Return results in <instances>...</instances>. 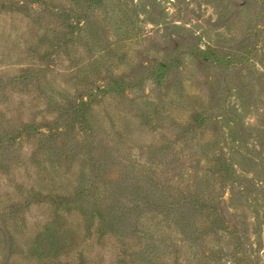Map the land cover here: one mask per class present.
Listing matches in <instances>:
<instances>
[{"label":"rangeland","instance_id":"rangeland-1","mask_svg":"<svg viewBox=\"0 0 264 264\" xmlns=\"http://www.w3.org/2000/svg\"><path fill=\"white\" fill-rule=\"evenodd\" d=\"M82 101L86 118L74 117ZM0 119V264H35L56 217L84 264H116L114 236L87 234L80 213L38 204L20 220L8 208L31 186H83L97 192L83 196L91 207L115 191L120 164L154 170L147 153L176 168L163 175L199 227L185 241L159 215L170 239L129 264H264V0H0ZM156 213L147 227L127 220L141 246Z\"/></svg>","mask_w":264,"mask_h":264},{"label":"trees","instance_id":"trees-1","mask_svg":"<svg viewBox=\"0 0 264 264\" xmlns=\"http://www.w3.org/2000/svg\"><path fill=\"white\" fill-rule=\"evenodd\" d=\"M106 1L107 0H83L86 5H90V8L101 6ZM72 12L77 13V10L73 8ZM81 18L82 17H79V19ZM87 19L84 28H86L90 34L95 33V29L100 31L101 26L99 23L92 21V18ZM73 49L74 46L72 50ZM115 83L119 86L117 82ZM1 91L5 94L3 95L4 97H6V93H9L5 86L1 87ZM16 93L19 92H12L11 94L14 95ZM87 106L88 103L84 101L76 105L73 111L74 117L86 118L84 110ZM3 141L4 139L0 138V144H2ZM92 149H94L93 146ZM49 151L54 152L52 145H50ZM147 154V159L150 160L149 164L153 166L154 170L149 168L151 171L148 169L149 171L147 172L146 166L141 164H138L137 167L135 166L130 170L126 166H121L120 164V178L116 181H109V184L115 187V191L106 196L102 201H94L91 207L89 204L82 203L83 196L87 193L95 194L96 191L91 192L83 186L76 187V190H73L74 192H72V194H70V191H45L43 188L31 186L23 193L20 200L9 206L8 212L14 215L18 213L19 219L22 220L24 219V209H29L33 205L48 204L54 207L57 215L61 213H80L83 218V228L87 234L92 235L93 228L95 227L94 233L100 238L114 236L117 243L116 246L121 253V258L116 264H129V262L134 259H139L143 262V260L151 255V252H147L148 247L156 248L160 251V246L165 247V241L170 239V237L165 236V227L160 224L158 220L159 215L165 217L164 221L166 223L167 221L169 222V219H172L174 225L173 230L178 232L179 235H182L185 241L186 239L188 240L191 235L193 236V229L196 230L199 227L194 226L193 228L191 227V229L188 226L189 221L187 219H189V211L187 205H183L185 200L181 203L178 201L181 193L175 188L174 178L163 175L164 173H171L176 168H168L163 171L160 163L149 157V153ZM94 155L97 158V155ZM98 156L100 160L105 156L107 163L112 162L106 150L98 152ZM94 166L92 173L93 175H97L99 166L96 163H94ZM117 181L120 185L115 183ZM97 184L95 190H99ZM195 190L196 193L191 191L187 192V197H189L188 202H193L194 204L198 203L199 205L200 194L197 188ZM163 193L168 197L164 198ZM201 208H203V204ZM148 211H157L155 219L160 225L152 226L155 229L150 232L149 243L147 242L148 244L145 243V246H141L137 243L138 238L127 232L129 229L127 220L128 218L134 217L133 222L138 224V221H140L147 227V223L149 222V218L147 217ZM58 218L60 217H56L54 222L55 229L46 227L49 232L51 231V234L45 244L43 242L39 246L37 245L31 248L29 251L30 258L33 259L35 255L37 256L35 264H84L86 260L83 258L82 253L77 248H74L77 246L75 242L66 245L63 240H60L62 235L67 236L68 231L65 228V224L61 220H58ZM213 221L215 226L221 227V225L218 226L220 222L217 216H214ZM13 226L16 228L18 226L16 219L13 220ZM169 228L171 227L169 226ZM63 229L66 230L67 233H65ZM159 231L162 232L160 235H158ZM157 235L161 237V241L155 239ZM133 240L136 242L134 241L133 243ZM9 244V250L12 251L14 245L12 238L11 240L9 239ZM164 258L166 262L167 257ZM158 260H160V258ZM169 260L170 259L167 258V261Z\"/></svg>","mask_w":264,"mask_h":264}]
</instances>
